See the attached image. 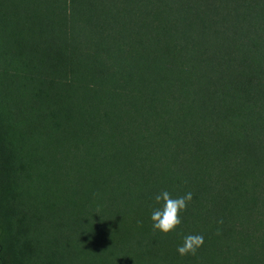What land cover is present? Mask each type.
I'll use <instances>...</instances> for the list:
<instances>
[{
	"label": "trees",
	"instance_id": "1",
	"mask_svg": "<svg viewBox=\"0 0 264 264\" xmlns=\"http://www.w3.org/2000/svg\"><path fill=\"white\" fill-rule=\"evenodd\" d=\"M0 264H264V0H0Z\"/></svg>",
	"mask_w": 264,
	"mask_h": 264
},
{
	"label": "clouds",
	"instance_id": "2",
	"mask_svg": "<svg viewBox=\"0 0 264 264\" xmlns=\"http://www.w3.org/2000/svg\"><path fill=\"white\" fill-rule=\"evenodd\" d=\"M192 198L191 192H186L182 196L171 197L168 191L164 190L155 196L157 202H163L160 207L153 208L150 214L152 227L161 232L168 233L180 223L178 212L186 206V201ZM203 236L200 234H188L183 237V242L177 246L180 255L194 253L202 244Z\"/></svg>",
	"mask_w": 264,
	"mask_h": 264
}]
</instances>
